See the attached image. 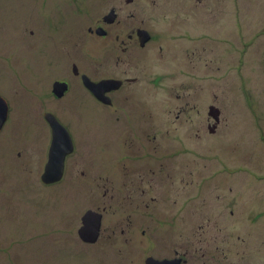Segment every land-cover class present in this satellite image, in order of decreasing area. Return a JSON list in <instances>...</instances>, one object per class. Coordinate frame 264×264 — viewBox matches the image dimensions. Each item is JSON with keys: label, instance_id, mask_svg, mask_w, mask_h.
<instances>
[{"label": "rangeland", "instance_id": "rangeland-1", "mask_svg": "<svg viewBox=\"0 0 264 264\" xmlns=\"http://www.w3.org/2000/svg\"><path fill=\"white\" fill-rule=\"evenodd\" d=\"M68 1L82 9L79 15L62 8ZM117 1L0 0V96L9 105L0 130V264H133L136 247L101 238L88 250L79 240L78 212L90 207V193L62 195L40 181L44 144L34 115L48 104L37 96L47 92L40 77L66 76L74 43L60 37L80 28L82 55L103 59L101 74L122 75L111 57L119 55L120 70L139 76L148 94L142 111L154 119L131 115L135 132H155L159 143L155 155L139 162L156 173L143 202L148 227L156 230L143 254L161 258L182 246L200 262L211 256L212 264H264V0H135L123 15L132 16L133 26L143 23L155 40L125 53L114 41L84 37ZM128 133L117 129L109 137L117 142ZM105 155L96 154L92 169L103 181L109 176L114 191L121 188L108 208L118 224L128 179L107 173ZM98 197L105 199L102 191Z\"/></svg>", "mask_w": 264, "mask_h": 264}, {"label": "flooded vegetation", "instance_id": "flooded-vegetation-1", "mask_svg": "<svg viewBox=\"0 0 264 264\" xmlns=\"http://www.w3.org/2000/svg\"><path fill=\"white\" fill-rule=\"evenodd\" d=\"M134 1L122 0L113 3L97 20H94L95 24L86 27L85 39L89 41L92 39L97 41L104 40L105 42L114 41L115 44L119 43L120 51L123 53L129 48H147L155 40L153 33L144 27L143 23L136 26L131 25L128 22V19L132 17L130 14L123 15L126 8L125 5L128 7ZM68 2L67 6L62 8H70V13L79 15L82 9L77 7L74 1ZM81 31L82 28L79 31L71 32L67 36L60 37L61 40L69 38L75 45L74 47L72 44L71 50L74 54L67 56V58L72 60L66 62L68 64L66 67L67 73L65 72L66 76L52 80L53 76L47 73L40 77L43 78L40 82L44 84L43 88L47 85V92H39L37 96L38 99L48 102L46 105L41 102L40 105L42 104L44 107L35 112L34 115L35 122L38 124L37 134H40L44 144L39 159L43 166L41 175L44 173L50 158L49 153L53 135L50 118H54L63 127L68 133L70 140V147L62 145L61 149L57 151L58 158L62 160L63 165L61 179L49 185L44 184L40 179L41 183L47 188H59L57 191H60L62 195L68 192L78 194L87 192L91 194V200H87L90 207L82 214L77 210L80 216L79 228L82 226V217L88 211L94 213V219L99 217L100 220L99 233L93 242H86L79 238L88 250L98 246L100 244L99 240L104 238L108 243L111 240H115L117 244L123 242L128 246V249L136 247L135 251L141 253L138 254L135 251L132 253L131 263L133 264H160V262L162 264H170L168 262H172L171 264H212L214 260H212L211 256L206 259L203 256V260L201 262L198 261V257L194 255V252L188 250L189 247L185 249L182 246H174L176 248L169 249L170 253L161 258H158L153 253L143 254L141 247L146 248V252H150L148 247L150 242L153 241V232L156 230L152 231L148 227L150 211L147 204L144 205L143 203L147 196L146 188H153L156 185L154 184L156 173L154 169L143 167L139 162L142 156L147 157L146 159L148 160L149 157L155 155L158 152L159 143L155 132H135L136 129L131 115L135 111L140 116V113L143 112L142 107L144 108L145 106L144 103L149 101L148 94H145L144 88H142V80L139 76H131L128 75L127 70H120L123 64L119 61V55L111 57L115 59L114 63L117 67L115 71L117 73L121 71L122 75L113 77L101 74L100 71L104 70V63L99 64L97 62H102L103 59L88 58L86 55H91L89 51H86V55H82L81 51L84 49V45L82 44L83 35ZM161 47L159 45L158 49L161 50ZM129 50L131 51V49ZM104 81H112L113 83L107 84L104 88H96L93 85ZM74 87L77 90L75 92L72 91ZM70 95H73V97L69 98ZM145 97L148 100L141 99ZM3 100H6L5 97ZM6 102L8 101L6 100ZM214 109V106H210L209 112H213ZM7 112L9 114V105ZM143 113H146V117H141L142 120L148 119L150 122L151 119H154L149 110ZM110 125L112 127L111 130H109ZM117 129L120 135L125 132L129 133L126 134L127 136L121 137V139L118 138L116 142L109 137V132L113 133L111 135L113 136ZM215 130V125L209 126L210 132L214 133ZM99 153H106L105 156H108L109 170L108 168L106 169L107 173L108 171L111 174L120 172L124 174L125 179H128L123 182V187H126V191L130 193H125V197L120 200L118 205L124 215V220H121L118 224H113L111 219H109L110 210L108 211V208L114 203V199L122 197L121 188L119 192L114 191L109 176L104 172L106 179L103 181V177L101 175L97 176L92 169L95 165L94 157ZM187 156L189 157V155ZM182 160L184 164L186 161ZM178 162L182 164L181 160ZM138 167H140L139 170ZM81 178H88L85 186L78 184ZM61 185L63 187H60ZM100 191H102L104 200L98 197ZM136 192H139V194H134ZM137 196H144V199L137 202L135 201ZM154 199L151 200L154 201ZM100 203L102 206L99 205ZM137 219L142 221V228L137 227ZM108 228H110V233L104 235ZM169 231L168 229V237L172 234ZM138 234L140 235L138 236ZM92 251L90 252L93 253ZM142 254L145 256L144 258H142ZM116 255L119 257L120 253L116 252ZM137 255H139L138 258ZM126 256L128 257L129 253ZM201 258L199 257V259Z\"/></svg>", "mask_w": 264, "mask_h": 264}, {"label": "water", "instance_id": "water-1", "mask_svg": "<svg viewBox=\"0 0 264 264\" xmlns=\"http://www.w3.org/2000/svg\"><path fill=\"white\" fill-rule=\"evenodd\" d=\"M143 34V33H142ZM145 35V34H144ZM147 41V40H146ZM112 81H104L100 84H93L96 88H104L107 84L111 83ZM113 83V82H112ZM8 105L6 100H3L2 97H0V130L5 125V121L7 119L8 115ZM212 112H209L211 114ZM216 117V115H214ZM51 128H52V145L50 148V158L49 162L46 165V169L44 173L41 175V181L46 184H52L54 182H57L61 179L63 165L62 160L58 158L57 151L61 149L62 145H67L70 147V140L68 137V133L63 129L60 124L54 120V118L49 119ZM94 213L92 211H88L81 219L82 226L78 229V236L81 240L86 242H93L95 238L97 237L99 233V226H100V220L99 217L97 219H94ZM96 221H94V220ZM159 263V262H155ZM172 263V262H168ZM162 264V262H160Z\"/></svg>", "mask_w": 264, "mask_h": 264}]
</instances>
